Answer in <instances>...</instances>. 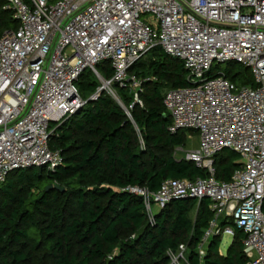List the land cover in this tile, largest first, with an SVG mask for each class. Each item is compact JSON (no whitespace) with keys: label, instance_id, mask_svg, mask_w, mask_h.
<instances>
[{"label":"built area","instance_id":"obj_1","mask_svg":"<svg viewBox=\"0 0 264 264\" xmlns=\"http://www.w3.org/2000/svg\"><path fill=\"white\" fill-rule=\"evenodd\" d=\"M4 1L20 25L0 35V188L16 170L61 164L50 139L83 108L77 82L87 70L101 82L90 99L107 91L128 111L112 90L118 84L143 105V85L156 79L129 70L159 47L183 63L191 83L164 95L168 131L199 133V147L185 160L207 177L166 179L155 192L125 191L142 198L151 224L173 201L208 199L214 217L201 255L213 237L233 241L240 229L247 264H264V0ZM104 63L113 69L110 80L99 71ZM231 64L248 68L257 86L240 88L223 70L216 72ZM227 149L242 156L243 166L224 182L214 163ZM186 250L180 246L176 261L187 260Z\"/></svg>","mask_w":264,"mask_h":264},{"label":"trees","instance_id":"obj_2","mask_svg":"<svg viewBox=\"0 0 264 264\" xmlns=\"http://www.w3.org/2000/svg\"><path fill=\"white\" fill-rule=\"evenodd\" d=\"M19 25L0 0V35ZM231 66L224 72L232 82L257 86L248 68L240 66L236 72ZM99 71L106 80L112 79L109 63L99 66ZM129 73L156 79L143 85V107L135 102L130 88L114 85L131 118L103 92L51 136V149L62 156L56 169L16 170L0 188V264H37L39 255L50 264H170L168 252H177L182 245L187 247L189 264L248 263L243 245L246 235L240 229L235 230L226 253L221 252L222 237L216 236L201 255L205 230L214 217L208 199L173 201L151 224L142 198L125 191L140 186L155 192L166 179L207 177L206 170L194 162L173 155L185 145L186 133L168 131L171 118L163 98L169 89L191 85L183 63L157 47ZM77 84L82 96L89 97L101 86L86 72ZM242 166L239 153L224 150L215 158L216 178L229 182Z\"/></svg>","mask_w":264,"mask_h":264},{"label":"rangeland","instance_id":"obj_3","mask_svg":"<svg viewBox=\"0 0 264 264\" xmlns=\"http://www.w3.org/2000/svg\"><path fill=\"white\" fill-rule=\"evenodd\" d=\"M231 67L232 68H235V71L236 72H239L241 70L240 65H237V64H232ZM225 68H226V65H223L216 72H220L222 70L224 71ZM86 73L92 75L91 70H87ZM237 86L240 87V88L243 87V85H241L240 83H237ZM112 90L115 93L116 97L119 98L117 92L114 89H112ZM104 92H106L108 95H110L107 91H104ZM91 97H92V95L90 97L88 95H83L82 96V98L84 100V105L82 107H84V106L87 105V101ZM111 97L113 99H115L113 96H111ZM139 105L143 107V105H141V104H139ZM126 114L128 115V117L131 118L130 109H128V111H126ZM135 128H136L137 133L139 135L140 147H141V149L145 150L146 149L145 142H144L143 138L141 137V134H140L137 126H135ZM185 133H186L185 145L182 146V147L176 148L175 151H174V154H173L174 157L177 160L185 159L187 152H189L191 150H195V149H197L199 147V133L196 132V131H185ZM197 210H198V208H195L194 212L190 215V217H191L192 220L195 219V217L197 215ZM231 242H232V239H231L230 236H225L224 237L223 242H222V246H221V252L222 253H225L227 251L228 247L231 245ZM180 254H181V252H175V254H172V256H171V255H169V252H168V255H169V258H170V264H189L188 261L185 260L184 258H180L179 261H176V258H178L180 256ZM186 254H187V252L184 253V257L185 258H186ZM38 257L39 258L36 260V263L37 264H50L49 263V260L48 259H45L42 255H39Z\"/></svg>","mask_w":264,"mask_h":264},{"label":"water","instance_id":"obj_4","mask_svg":"<svg viewBox=\"0 0 264 264\" xmlns=\"http://www.w3.org/2000/svg\"><path fill=\"white\" fill-rule=\"evenodd\" d=\"M93 99H89L87 102H93ZM53 188V186H50L49 189ZM194 199V198H193Z\"/></svg>","mask_w":264,"mask_h":264},{"label":"crops","instance_id":"obj_5","mask_svg":"<svg viewBox=\"0 0 264 264\" xmlns=\"http://www.w3.org/2000/svg\"><path fill=\"white\" fill-rule=\"evenodd\" d=\"M226 253V252H225Z\"/></svg>","mask_w":264,"mask_h":264}]
</instances>
